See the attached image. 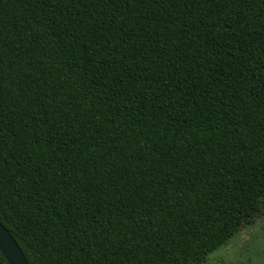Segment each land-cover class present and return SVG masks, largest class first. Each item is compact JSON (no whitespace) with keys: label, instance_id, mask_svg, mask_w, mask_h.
<instances>
[{"label":"trees","instance_id":"16d2710c","mask_svg":"<svg viewBox=\"0 0 264 264\" xmlns=\"http://www.w3.org/2000/svg\"><path fill=\"white\" fill-rule=\"evenodd\" d=\"M262 215L264 0H0V222L29 264H212Z\"/></svg>","mask_w":264,"mask_h":264},{"label":"rangeland","instance_id":"374dc122","mask_svg":"<svg viewBox=\"0 0 264 264\" xmlns=\"http://www.w3.org/2000/svg\"><path fill=\"white\" fill-rule=\"evenodd\" d=\"M212 264H264V215L209 256Z\"/></svg>","mask_w":264,"mask_h":264},{"label":"water","instance_id":"95a60500","mask_svg":"<svg viewBox=\"0 0 264 264\" xmlns=\"http://www.w3.org/2000/svg\"><path fill=\"white\" fill-rule=\"evenodd\" d=\"M0 252L8 264H29L20 246L9 232V230L0 222Z\"/></svg>","mask_w":264,"mask_h":264}]
</instances>
